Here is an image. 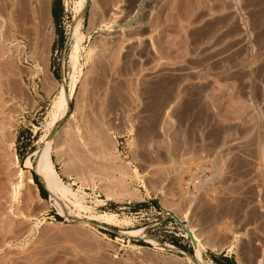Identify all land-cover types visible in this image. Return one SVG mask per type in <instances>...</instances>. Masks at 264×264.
Here are the masks:
<instances>
[{
  "label": "rangeland",
  "instance_id": "obj_1",
  "mask_svg": "<svg viewBox=\"0 0 264 264\" xmlns=\"http://www.w3.org/2000/svg\"><path fill=\"white\" fill-rule=\"evenodd\" d=\"M53 2L0 0V264H257L264 0H93L84 23L87 0H61L57 22ZM50 52L59 84L44 99L32 69ZM43 149L67 192L39 176ZM19 169L37 172L45 198L18 189ZM153 207L161 225L130 227L134 212L154 224ZM173 220L190 245L187 228L199 236L184 257L165 233Z\"/></svg>",
  "mask_w": 264,
  "mask_h": 264
},
{
  "label": "bare ground",
  "instance_id": "obj_2",
  "mask_svg": "<svg viewBox=\"0 0 264 264\" xmlns=\"http://www.w3.org/2000/svg\"><path fill=\"white\" fill-rule=\"evenodd\" d=\"M40 6V5H39ZM84 7H85V5H84ZM46 1H42L41 2V6H40V11H39V15H40V17L42 18V19H44V18H46ZM83 9V7H81L80 9H79V11H81ZM78 11V12H79ZM25 14V13H24ZM29 15V14H28ZM6 16V15H5ZM32 16V15H31ZM25 18V17H24ZM31 18V17H30ZM80 18V17H79ZM28 19V18H27ZM37 19V18H36ZM47 19V18H46ZM45 19V20H46ZM80 20H83L82 18H80ZM33 23V22H32ZM35 24V23H34ZM40 33V32H39ZM39 38V37H38ZM82 38H83V35L80 37V39H78V42H77V50L81 47V41H82ZM39 42H41V44H43L44 43V41H42L40 38L38 39V43ZM68 42H69V40H68ZM62 87H63V89H64V92H63V101H64V103L65 104H68V100H67V96H68V88H66L63 84H62ZM247 136V135H246ZM50 140V139H49ZM40 158H41V161H42V169L40 170V172H39V176L42 178V179H44V180H46V181H48L51 185H53V186H55L56 188H62V189H64L65 190V187H64V185H63V183H62V181H61V179H60V177L58 176V174L56 173V171L54 170V168H53V165H52V163H51V161H49L48 160V157H47V154H48V150H41L40 151ZM245 157V156H244ZM27 167H29V166H31V163H30V161L28 160V162H27V165H26ZM20 170V169H19ZM39 170V169H38ZM135 172L137 171V170H134ZM27 171H25V170H23V169H21L20 170V172H19V178L20 179H18L20 182H19V184H18V189H23V187H26V185H28V189L29 188H31V186L33 185V186H35V183H34V181H33V179L31 178V176L29 175V177L27 176V173H26ZM35 173H37V172H35ZM37 176V175H36ZM39 176H37V178H38V180L41 182V184H43L42 183V181H41V178L39 177ZM17 189V190H18ZM51 189V193L52 194H54V191H53V189L52 188H50ZM66 191V190H65ZM68 191V190H67ZM66 191V192H67ZM70 192V191H69ZM55 195V194H54ZM187 216V215H186ZM93 217V216H92ZM114 216H109V215H107V214H105V215H103V216H101V217H99V218H102V219H105V221L106 222H108V221H110L112 218H113ZM176 217V216H175ZM96 218V217H95ZM177 218V217H176ZM186 218V217H185ZM184 219V218H183ZM183 219L180 217V218H177V220L179 221V222H182L183 221ZM104 221V222H105ZM79 224H84V225H86V224H90V222H82V223H79ZM92 225H95V226H97V224H95V223H91ZM107 230H112V228H108ZM187 233H188V235L189 236H191V238H192V244H193V246H195L196 244V242L195 241H197L198 240V235L196 234V232L195 231H193V229L192 228H187ZM119 234L122 236V234H121V232H119ZM210 247V249H214L213 248V246L211 247V246H209ZM133 249H140V247H136V246H133ZM249 249V248H248ZM254 250V249H253ZM252 250V251H253ZM229 252H232L233 251V248H230L229 250H228ZM256 251V250H255ZM234 252V251H233ZM251 253V252H250ZM252 254H255V253H252ZM196 255V254H195ZM259 255H263V256H260V257H262L261 259H257L258 260V263L257 264H264V254H259ZM253 256V255H252ZM197 261H198V263L199 264H201L200 263V261L197 259ZM239 264H242V263H239Z\"/></svg>",
  "mask_w": 264,
  "mask_h": 264
},
{
  "label": "built area",
  "instance_id": "obj_3",
  "mask_svg": "<svg viewBox=\"0 0 264 264\" xmlns=\"http://www.w3.org/2000/svg\"><path fill=\"white\" fill-rule=\"evenodd\" d=\"M106 206V204H104V207ZM154 209V207H153ZM154 213H156V219L154 220L155 223L148 225L146 227L141 228L143 225H145V222H142L143 219L140 216L141 212H134L131 213L128 217L129 223H130V227L132 229H137L140 227V229H144V232L146 233L149 229H154L156 226H159L162 224V222L165 221V217L161 216V212L159 211V209H154ZM161 217V218H159ZM160 220V221H159ZM174 223H172L171 221L167 222L168 226H165V233L169 234V235H173L174 239H179L182 243H184L185 247L187 248H192V241H191V245L188 243L187 240V236H185L183 234V230L178 227V223L176 221L173 220ZM166 224V223H165ZM177 226V227H175ZM154 231V230H153ZM185 239V240H184Z\"/></svg>",
  "mask_w": 264,
  "mask_h": 264
},
{
  "label": "crops",
  "instance_id": "obj_4",
  "mask_svg": "<svg viewBox=\"0 0 264 264\" xmlns=\"http://www.w3.org/2000/svg\"><path fill=\"white\" fill-rule=\"evenodd\" d=\"M93 32L94 31H91L90 33ZM51 56L52 54L50 52L49 56L46 58V60L43 62L40 68H37L35 66L34 69H32V73H33L32 80L33 81L38 80V82L40 83L41 93L44 99H47L51 94H53L59 84L58 79L55 77L53 73L54 65H52L51 62ZM61 72H62V66L60 65V77H61Z\"/></svg>",
  "mask_w": 264,
  "mask_h": 264
},
{
  "label": "trees",
  "instance_id": "obj_5",
  "mask_svg": "<svg viewBox=\"0 0 264 264\" xmlns=\"http://www.w3.org/2000/svg\"><path fill=\"white\" fill-rule=\"evenodd\" d=\"M62 11V8H61V0H54L53 4H52V16L54 18V20L57 22L58 21V18L60 16V13ZM84 23V21H83ZM60 27L59 25L57 24V31H58V35H59V45L61 48H63V45H64V32L63 30H58ZM54 50H57L54 48ZM24 156L23 155H20V159L21 161L23 160ZM34 180V183L36 184V186L39 188V191H40V194L42 197H46L47 196V192L44 190V188L40 185V183L37 181L36 178H33ZM56 219L58 221H62L61 218L59 216L56 215ZM92 228V227H90ZM173 242L180 248L179 250L176 249L175 247V251L176 252H179L180 256L181 257H184L185 254L187 253H191V248H188V249H185L182 250L183 248H181L180 246V242H178L177 239L173 240ZM187 250V252H186ZM213 263L214 264H236V262L234 261L233 258H228V257H220V258H217V257H213L212 259Z\"/></svg>",
  "mask_w": 264,
  "mask_h": 264
},
{
  "label": "water",
  "instance_id": "obj_6",
  "mask_svg": "<svg viewBox=\"0 0 264 264\" xmlns=\"http://www.w3.org/2000/svg\"><path fill=\"white\" fill-rule=\"evenodd\" d=\"M92 3H93V0H87L86 2V5H85V8L82 10V12L80 13L79 17L83 19V21L86 19L89 11H90V8L92 6ZM69 42H68V33L64 34V55L66 54V51L69 47ZM65 77V72H64V66H62V72H61V80H62V83L63 85L67 88V85H66V81L64 79ZM71 112H72V109H71V105H69V114L64 116L60 122L56 125V127L48 134V140L49 139H54L56 137V135L58 134L62 124L69 118V116L71 115ZM33 178H36L37 181L39 182L36 174L33 172ZM40 183V182H39ZM40 185L44 188L45 191L48 192V190L46 189V187L40 183ZM178 221V220H176ZM80 222L79 221H75L74 223L72 224H79ZM184 229V228H183ZM185 230V229H184ZM117 234H119L118 231H116ZM120 235V234H119ZM121 236V235H120ZM126 239H130V240H137V241H144L143 239H133V238H128L126 236H122ZM175 248L178 249V247L175 245ZM179 250V249H178Z\"/></svg>",
  "mask_w": 264,
  "mask_h": 264
}]
</instances>
